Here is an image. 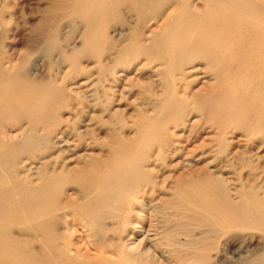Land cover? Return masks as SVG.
Wrapping results in <instances>:
<instances>
[{
    "label": "rangeland",
    "instance_id": "374dc122",
    "mask_svg": "<svg viewBox=\"0 0 264 264\" xmlns=\"http://www.w3.org/2000/svg\"><path fill=\"white\" fill-rule=\"evenodd\" d=\"M73 1L0 0V64L3 66L1 69L9 73L1 78L2 82H8L11 72L24 63L27 66L26 73L12 75L13 79L10 80V84H18V99L25 93L24 87L27 86L51 85L62 90V94L58 95L60 98L57 106L44 103L53 121L38 126L34 133L33 141H41L42 149L46 151L40 157L51 156L50 161H56L57 165L66 159L65 163H70L72 168L75 164L83 166L86 163L85 157L91 156L89 162L95 165L97 160L108 161L110 151L118 143L130 144L134 152L141 153L143 159L138 161L133 158V162L137 161L136 165L141 162L140 171H131L130 180L139 176V180L143 182L135 192V197L129 199L130 207L125 205L121 210L112 207L114 213L104 220L108 228L116 229L105 233L107 237L103 243L102 237L90 236V232L70 219V223L75 224L77 229L73 243L82 240L90 248L91 259H94L96 248L102 249L105 246L102 256L108 261H118L127 257L124 250H117L119 241L122 238L128 240L130 233H133V240H141L143 236L138 232L140 227H144V231H151L149 239H155V242H148V247L151 248L152 257H156H141L135 260L137 264H252L257 258L261 260L260 264H264V229L254 224L257 221L250 216L243 220L236 215L237 211L226 215L221 212L224 216L219 213L220 207L229 208L239 201H248L253 205L247 196L252 191L256 199L259 195L264 196V136L261 133L254 135L246 130H234L236 123L226 128L221 127L218 115L211 116L208 110L198 107L205 100L215 102L224 95L216 87L219 84L216 78L207 72L208 69L191 61L188 65H180L176 72L178 80H170L169 65L165 62L168 60L164 58L165 61H158L156 57L152 60L151 55L146 62H141V56H137L138 61L127 66L118 65L115 74L103 76L100 72L101 67L107 68L102 64H107L108 67L113 65L114 58H118L128 45H135L138 51L142 50V41L146 42L151 31L160 27L168 12L178 9L197 12L194 20L202 22L205 27L215 26L213 32H220L221 29L218 28L222 25L230 28V31L224 33L226 38L223 41L229 47L230 54L235 55L237 52V57L241 52L235 49L239 45V41L235 39L242 37L244 40L248 37L249 40L264 36V32L259 31V27L263 26L259 20L264 16L260 14L263 12L255 14L240 13L237 9L232 11L229 5H224L219 0H155L154 6L164 1L170 2L165 4V8L162 7V16L156 13L147 17L145 13L137 15L130 11L128 5H121L118 1V15L111 18V21L108 20L105 34L108 44L94 50L98 54L107 53L96 58L84 54L87 25L83 17L81 19L77 16L80 13H73ZM228 1L235 5L234 9L241 3L247 6L254 2V6H260L264 10V0ZM212 4L213 10L208 12V7ZM206 12L208 13L204 16ZM211 12L214 13L212 16ZM214 17L215 20L210 25L209 18ZM55 31L59 33L58 47L61 52L55 51L49 55L46 48ZM256 32L260 35H255ZM242 43L245 44L243 41ZM241 47L248 48L246 44ZM123 57L127 63L126 55ZM157 64H161L159 69ZM187 66L188 69H185ZM111 80L114 81V88L109 90ZM163 83L168 87L172 85L173 91L169 93V88ZM30 93H25L28 99H32L33 95ZM239 94V97L236 95L237 100L244 96L243 93ZM175 98L184 103L179 111L181 114L178 113L177 116L179 120L177 123L168 121L161 124L164 104ZM71 99L77 104V110L70 105ZM157 102L159 104H155ZM12 109L13 119L0 125V138L5 141H14L13 136L23 139L32 134L29 125L23 122L21 112L15 107ZM250 109L245 103L240 107V111L244 113ZM254 113L264 114V102ZM64 131L65 134L61 137ZM153 131L156 134L153 135ZM63 138H67L70 144L66 154L57 152L58 144L64 141ZM46 142L49 143L45 144ZM98 154L103 160L97 157ZM35 156L33 155L34 162H38ZM19 169L21 171L23 167L20 165ZM194 184H211L217 188L218 191H213L214 195L209 198L212 204H204L206 202L202 201L195 209L180 204L177 195L179 188ZM74 189V185L68 186L62 202L71 198V194L76 191ZM220 194L222 201L218 202ZM248 202L244 207H249ZM190 207L199 216H193L194 212L190 211ZM255 208L258 209L257 206ZM108 209L111 211L110 206ZM59 219L62 223L58 227L61 232H65V220L61 217ZM131 222L136 223L134 229ZM23 229H27V226L16 224L13 229L14 238L20 242L34 241L27 232H21ZM17 260V256L4 257L0 254V264L21 261ZM83 260L80 257L75 263L81 264Z\"/></svg>",
    "mask_w": 264,
    "mask_h": 264
},
{
    "label": "bare ground",
    "instance_id": "6f19581e",
    "mask_svg": "<svg viewBox=\"0 0 264 264\" xmlns=\"http://www.w3.org/2000/svg\"><path fill=\"white\" fill-rule=\"evenodd\" d=\"M118 1L121 5H128L130 11L137 15L145 13L147 17H152L156 13L162 16V7L165 8V4L168 2L164 1L158 6H154L155 0H74L72 3L73 13H80L82 16H77H80L81 19L83 17L87 25L86 34L84 32L85 45H83L86 56L98 58L107 53L98 54L94 50L96 47L108 44L105 36L109 25L108 20L111 21V18L113 19L118 15L116 7ZM219 1L224 3V5H229L231 10L237 9L236 11L240 13L252 12L256 14V12L262 11L263 13L260 14L264 15L263 8L254 6V2L251 3L252 5L247 6L241 3L239 7L234 9L235 5L232 2L228 0ZM213 7V4L209 6L208 12L213 10ZM195 8L194 6L193 9L195 10ZM165 12L167 13V11ZM208 12L203 15H207ZM196 13L185 9L168 12L167 15L165 14L166 20L160 23V27L151 31V36L148 39L149 43H147L148 40L146 42L142 41V50L138 51L135 45H128V48L118 58H114L113 65L108 67L107 64H102L103 66H107V68L101 67L100 72L103 76L115 74L118 65L124 64L123 66H127L129 63L138 61L136 59L137 56H141V62H146L148 61V56L151 55L152 60L156 57L158 61H165L164 58H166L168 61L165 62L169 65L168 74L170 80H178L176 72L179 71L180 65H188L191 61H195L196 65L205 67L208 69L207 72L216 78L219 84L218 86L215 84V86L219 87L217 89L222 90L221 92L224 94L220 98H216L215 102L213 100L206 102L205 100L202 104H198V107L208 110L211 116L218 115V124L221 127L226 128L236 123L237 127L234 130H246L250 134L257 135L261 133L264 136V114L256 115L254 113L255 109L264 102V36H256V39L252 37L249 40L248 37L244 40H242V37L235 39L239 41V45L235 49L241 52V56H237L238 59L235 56L237 52H235V55H231L229 47L223 41L226 38L224 33L227 30L230 31V28L222 25L218 28L219 30L221 29L220 32L216 30V32H213L215 26L211 24L214 22L215 17L209 18L211 26L205 27L202 22L194 20ZM213 14L211 12V16ZM230 14L232 15V13ZM262 17L263 19H261ZM262 17L259 19L263 24V26L259 27L260 32H264V16ZM219 18L221 19V17ZM195 22L197 23L196 25L194 24ZM234 34L232 33V35ZM58 35L59 33L55 31L49 38L46 48L49 55L55 51L61 52L58 47ZM242 41L248 46V50L241 47L245 45ZM230 44H232L231 40ZM101 50L103 51V49ZM190 52L191 54H189ZM124 55H126L125 60L127 63L124 61ZM160 66L161 64H157L158 69ZM2 67L0 64V125L13 119L12 108L15 107V109L17 108L21 112L22 120L29 125L32 134L23 139H17L16 136H13L14 141H5L4 138H0V254L4 257L9 255L17 256L18 260H21L11 264H76L75 262L80 257L84 259L81 264H135V260L141 257L146 259L147 257L148 259L156 257H152L151 248L148 247V242H155V239H149L151 231H144V227H140L138 232L143 236L141 240H133V233L129 234L131 236L126 241L122 237L121 240L119 239L120 241L118 240L119 247H117V250H124L126 252L124 254L127 256L121 260L118 259V261H108V259L102 256L101 252L103 249H106L105 246L102 249L96 248L94 259H91L90 248L85 246L82 240L79 243H73V237L77 232L75 224L90 232V236L102 237V242L106 240L107 236L105 233L116 229L108 228L104 220L114 213L112 207L120 210L125 205L127 208L130 207L129 199L135 197V192L143 182L139 180V176L132 177V180H130L131 171L133 173L140 171L139 164L141 162H138V165H136L135 162L137 161L133 162V158L135 157L134 160L137 159L138 161L143 160L141 153L134 152V148L133 146H129L130 144L118 145L117 143L110 151L111 156L108 161L97 160L100 163L96 161L95 165L93 163L91 165L89 162L91 159L89 157L91 156H87L85 157L86 163L83 166L75 164V167L72 168L70 167V163H65L66 159L57 165L56 161H50V155L49 158L47 156L40 157L46 151L42 149L41 141H33L35 140L34 133L38 126L46 125L53 121V117L44 103L47 102L51 103L54 107L57 106L59 102L58 98H60L58 95L62 94V90L59 87L51 85L27 86L26 88L24 87V92H31L30 94L33 95L32 99H28L25 93H22V97L18 99V84H10V80L13 79L12 75L16 76L26 73L27 68L25 69V67L27 66L24 63L18 65L11 72V77H9L6 83L2 82L1 78L9 75V73L4 72L1 69ZM185 69H188V66ZM164 78L162 79L164 80ZM181 79L184 78L182 77ZM110 83L109 90L114 88V81L111 80ZM168 88L170 89H168V92L174 89L172 85H169ZM76 92L78 93L79 91ZM230 93L232 95H229ZM239 93H243L244 96L240 100H237V96H240ZM101 96L103 97V95ZM226 97L227 99H225ZM244 103L245 106L249 105L251 107L245 113L240 111V107ZM155 104H159V102ZM70 105L73 106L74 110H77L75 106L77 104L73 103V99H71ZM183 106V101L177 98L169 99L163 106L160 123L164 124L168 121L177 123V120H179L177 119L178 113ZM149 118L150 116H148V120ZM151 119L153 120V118ZM64 134L65 131L61 133V137ZM152 134L154 135L156 132L153 131ZM138 136L140 135L138 134ZM137 139L140 141V138ZM47 143L49 142L45 144ZM58 146V153L66 154L69 152L70 144L67 138L61 141ZM33 155H36L35 159L38 162H34ZM98 155L97 157L102 159V156ZM239 156L241 155L239 154ZM79 159L80 157L78 161ZM20 165L23 167L21 171L19 169ZM69 185H74V190L76 191L71 194L70 199L66 200L67 202H62L64 193L68 190ZM180 188L179 190L177 189L180 204L189 205L194 209L200 206L202 201L206 202L204 204H212V200H209V198L214 195L213 191H218L211 184L204 186L194 184L187 188ZM63 190L65 191L63 192ZM221 195L218 197V202L222 201ZM247 196L253 205H250L246 201L249 207H244L246 203L239 201L236 202L239 204L235 206L236 203L234 202L235 204L232 207H220L221 211L219 213L224 216L228 213L232 214V211H237L236 215L239 218L246 220L247 216H250L253 220L257 221V223H254L255 225L264 229V196L259 195L256 199L253 191L247 194ZM108 206H110L111 211H109ZM255 206L258 209L260 208V210L256 209ZM191 207L189 208L191 209L190 211L194 212L195 210H192ZM203 207L205 208V206ZM254 210H257V212ZM196 213L194 212L192 215L194 216ZM59 217L65 220V232H61L58 227L62 223ZM70 219L75 224H71ZM16 224L26 225L27 229H23L21 232H27L34 241L20 242L16 240L13 236L15 232L13 229ZM130 224L134 225L133 229L136 227L135 222H131ZM95 227H98V230H95ZM203 263L205 264V262ZM260 263L261 260L257 258L252 264Z\"/></svg>",
    "mask_w": 264,
    "mask_h": 264
}]
</instances>
